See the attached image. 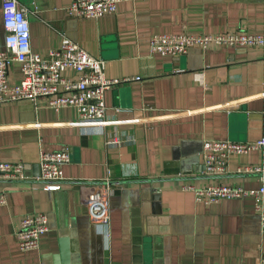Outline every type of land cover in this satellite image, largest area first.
Returning <instances> with one entry per match:
<instances>
[{
  "label": "crops",
  "instance_id": "crops-1",
  "mask_svg": "<svg viewBox=\"0 0 264 264\" xmlns=\"http://www.w3.org/2000/svg\"><path fill=\"white\" fill-rule=\"evenodd\" d=\"M27 11L31 44L46 56L64 38L106 62L109 78H134L106 93L115 122L101 129L79 125L75 107L52 108L48 98L0 105V161H22L26 179H0V264H264V230L251 197L198 202L190 191L222 183L256 189L257 174L238 164L258 163L260 152L234 155L231 172H205L207 139L256 141L264 137V48L152 53L158 33L264 34V0H131L97 18L67 13L72 0H18ZM0 0V50L6 47ZM203 72L204 85L196 78ZM64 75L77 77L72 70ZM19 62L10 68L20 81ZM118 135L122 144L108 145ZM127 139H131L126 141ZM68 148L61 188L45 190L41 150ZM110 169L109 235L98 231L85 199ZM37 212L49 230L35 250L20 249L21 219Z\"/></svg>",
  "mask_w": 264,
  "mask_h": 264
},
{
  "label": "built area",
  "instance_id": "built-area-1",
  "mask_svg": "<svg viewBox=\"0 0 264 264\" xmlns=\"http://www.w3.org/2000/svg\"><path fill=\"white\" fill-rule=\"evenodd\" d=\"M131 0H72L67 13L79 18H97L113 14L119 4ZM3 25L7 32L6 47L0 50V105L7 102H36L41 97L48 98V105L59 109L75 107L79 111V125L95 126L101 129L112 125L115 119L109 116L106 93L113 86L140 79L109 78L106 62L88 52L81 44L64 38L60 47L51 49L42 56L35 52L31 44V26L27 11L18 0H3ZM191 47L208 50L218 48L261 47L264 48V34L246 31L234 33H158L151 36L149 48L152 53L162 55H185ZM19 62L22 78L16 83L9 79L14 62ZM66 70L77 74L76 78L64 75ZM197 80L204 85L203 72H197ZM131 140L127 139L126 141ZM118 135L107 139L108 145L122 144ZM260 152L258 163L238 164L234 170L238 174H257L261 185L256 189L243 186L214 183L197 187L184 184L182 189L194 194L198 202L213 203L221 199L251 197L255 210L260 216L264 230V137L256 141H232L229 139H207L203 144L202 157L205 172L222 175L231 172L230 158L234 155ZM71 159L68 148L41 150L38 179L46 184L45 190L61 188L62 166ZM26 166L22 161H0V179H26ZM112 174L108 170L106 178L98 190L85 199V209L96 224L98 231L109 235L111 224L110 197L113 191ZM7 203L4 191L0 190V206ZM49 230V218L45 212L24 216L17 228L16 237L23 251L39 248L40 238ZM258 264V263H254Z\"/></svg>",
  "mask_w": 264,
  "mask_h": 264
},
{
  "label": "water",
  "instance_id": "water-1",
  "mask_svg": "<svg viewBox=\"0 0 264 264\" xmlns=\"http://www.w3.org/2000/svg\"><path fill=\"white\" fill-rule=\"evenodd\" d=\"M216 177H224V176H222V175H219V176H216Z\"/></svg>",
  "mask_w": 264,
  "mask_h": 264
}]
</instances>
